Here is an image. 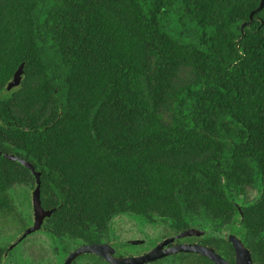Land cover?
<instances>
[{
	"label": "trees",
	"instance_id": "1",
	"mask_svg": "<svg viewBox=\"0 0 264 264\" xmlns=\"http://www.w3.org/2000/svg\"><path fill=\"white\" fill-rule=\"evenodd\" d=\"M260 3L0 0V151L42 173L54 237L89 238L123 214L233 226L264 264ZM16 186L36 180L0 156V214L25 228Z\"/></svg>",
	"mask_w": 264,
	"mask_h": 264
},
{
	"label": "flooded vegetation",
	"instance_id": "2",
	"mask_svg": "<svg viewBox=\"0 0 264 264\" xmlns=\"http://www.w3.org/2000/svg\"><path fill=\"white\" fill-rule=\"evenodd\" d=\"M46 220L39 231L27 236L21 242L18 241L25 229L34 223V214L33 220L22 230L20 237L7 243L2 236L0 238V264H66L70 255L78 249L102 245H109L113 248V258L136 259L135 264H216L200 253L173 251L181 245L188 244L212 248L229 264L236 262L235 250L228 240L231 234L239 232L234 230L233 226L221 229L219 233L210 226H191L179 229L168 219L150 220L123 214L115 217L110 222L108 229H100L89 238H56L45 226ZM193 228L200 230L203 234L177 238L180 234ZM223 240H226L230 246ZM211 243L218 244L219 250ZM159 245H164L160 253L168 251H172V253L157 260L142 263L137 261V259L149 255ZM70 264L111 263L99 254L84 252L76 256Z\"/></svg>",
	"mask_w": 264,
	"mask_h": 264
},
{
	"label": "water",
	"instance_id": "3",
	"mask_svg": "<svg viewBox=\"0 0 264 264\" xmlns=\"http://www.w3.org/2000/svg\"><path fill=\"white\" fill-rule=\"evenodd\" d=\"M264 9V0H261L260 6L253 10L250 14V22L254 20V16L262 11ZM250 22H245L241 26L242 30V35L244 36V30L250 25ZM241 41V39L239 40ZM23 68L24 64H22L19 69L16 71L13 80L8 84L7 89L10 91L16 87H18L21 83L22 80V75H23ZM0 156H3L4 158L14 161V162H20L25 168H27L31 174L34 176L36 180V186L34 188V191L32 193V207H33V214H34V223L31 227L27 228L25 232L23 233L22 237L19 239L18 242H21L24 240L27 236L39 231L43 224L44 221L52 216V214L56 211V208L46 210L42 206V201H41V187H42V180L41 176L42 173L37 171L35 167L33 166L32 163L21 159L20 157L16 156L15 154H10V153H3L0 151ZM239 212L241 215V220L239 224L242 223V219L244 216V212L242 210V206L238 204ZM203 233L200 230H197L195 228L190 229L188 231H185L184 233L180 234L177 236V238H182V237H187V236H200ZM229 242L233 245V248L236 253V262L235 264H253V258L251 251L247 248V246L244 244L241 238H239L235 234H231L228 238ZM172 241V240H171ZM164 248V245H159L155 249L152 250V252L143 257L137 259L139 263L146 262V261H151V260H157L159 258H163L168 256L171 252H166V253H160ZM113 248L110 247L109 245H102V246H90V247H85L82 249H78L75 253L70 255V257L67 260L66 264H70L72 260L78 256L81 253L84 252H93L96 254H99L107 259L111 264H135L136 259H118V258H113L112 253H113ZM176 252L179 251H186V252H196L200 253L212 261H214L216 264H229L223 257L218 255L214 249L212 248H207L202 245H181L177 249L173 250Z\"/></svg>",
	"mask_w": 264,
	"mask_h": 264
},
{
	"label": "rangeland",
	"instance_id": "4",
	"mask_svg": "<svg viewBox=\"0 0 264 264\" xmlns=\"http://www.w3.org/2000/svg\"><path fill=\"white\" fill-rule=\"evenodd\" d=\"M33 191L34 188L25 187V186H16L12 191L16 203V208L18 212L21 214V216L25 218L27 223H31V221L33 220V207H32ZM258 195L259 192L257 190L248 191L245 197L242 196L239 197L238 203H242L243 201L246 200H254L255 198L258 197ZM236 228H238V226H236ZM24 229L25 228L21 227V223H16L12 217H5L4 215L0 214V238L4 236L7 243L12 242L14 239H16V237L17 238L20 237L22 230ZM234 233L236 234V232ZM236 235L241 237L240 232H238Z\"/></svg>",
	"mask_w": 264,
	"mask_h": 264
}]
</instances>
